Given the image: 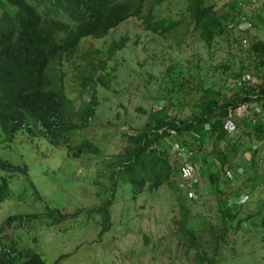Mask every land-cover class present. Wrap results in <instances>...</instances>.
<instances>
[{
    "label": "rangeland",
    "instance_id": "1",
    "mask_svg": "<svg viewBox=\"0 0 264 264\" xmlns=\"http://www.w3.org/2000/svg\"><path fill=\"white\" fill-rule=\"evenodd\" d=\"M232 1L206 0L221 9H227ZM234 1L240 3L239 13L245 18L241 27L247 28L246 31L230 29L225 35L216 37L209 48L191 33L176 46L170 39L163 40L149 33L136 17L119 23L100 39L82 40V49L97 48L103 52L110 41L127 38L125 46L115 52L108 63L114 65V70L109 72L108 87L96 86L98 107L89 125L70 136L71 143L86 139L97 144L102 152L98 155L83 153L73 158L66 155L64 146H53L39 135L17 133L8 147L0 137V157L13 164L25 165L29 180L42 198H35L26 180L12 178L9 183L11 193L0 204V220L15 212H44V204L61 213L78 211L53 224H48L49 219L45 217L33 220L25 228L3 234L4 240H14L18 248H31L46 264H191L193 255L184 260L173 243L174 228L172 233L168 228L171 219L178 218L177 205L181 198L189 206L192 222L196 219L198 223L202 219L205 239L214 236L207 230L208 226L215 229V233L224 231L226 234L218 247V251L222 248L220 260L214 259L211 264H264V226L261 223L264 218V137L256 140L253 135H246L241 124L235 132H226L221 141L207 135L201 140L198 136L187 137L185 142L186 136L182 134L173 137L187 146L192 144V153L197 158L202 150L210 159L216 156L212 150L226 149L228 160L223 168L218 167L216 188L198 169L194 186L188 190L185 178L173 174L172 180L180 191L168 186L155 191L144 189L134 199L130 196L129 185L119 182L112 189L108 229L101 231L100 214L87 212L111 192L108 166L120 152L118 132H129L130 127H137L145 120L147 112L138 109L156 110L160 103H165L164 99L160 100L164 91L160 88V77L169 63L182 69V73L196 72L198 76L194 74L193 79L186 76L192 83L201 79L202 85H209L231 80V75L238 71L240 59L242 64L247 62L249 57L243 46H247L248 38L264 37V22L254 19L255 14L264 18V5L262 0ZM183 6L181 0H168L155 5L153 13L156 18L168 14L176 17ZM250 16H253L252 20ZM61 69L65 91L72 97L76 92L75 82L70 77L72 70L65 62ZM244 72V77L249 75L251 81L256 79L250 75L252 65L244 67ZM246 105V116L251 117L260 109L256 104ZM188 113L189 110H185L182 116ZM263 114L264 111L260 112L261 117ZM252 117L255 120V116ZM226 127L231 129V124ZM167 141L174 142L171 138ZM189 154V151L185 152L186 156ZM183 158L176 159L173 154H168L169 161L177 168L182 166ZM195 166H199V161ZM232 171H235L234 176H231ZM194 190L197 192L195 199ZM223 204L236 212L230 221L231 227L226 230L220 218L223 211L218 210ZM199 213L201 219L197 216ZM248 214L250 216L246 217ZM237 220L239 226L234 230L232 226ZM212 255H208V259Z\"/></svg>",
    "mask_w": 264,
    "mask_h": 264
},
{
    "label": "trees",
    "instance_id": "2",
    "mask_svg": "<svg viewBox=\"0 0 264 264\" xmlns=\"http://www.w3.org/2000/svg\"><path fill=\"white\" fill-rule=\"evenodd\" d=\"M167 1L0 0V137L4 145L8 147L17 133L26 132L30 136H42L53 146H64L66 155L73 158L83 153L98 155L102 152L97 144L86 139L71 143L70 136L89 125L98 107L96 86L108 87L109 72L114 70V65L108 63L115 52L125 46L127 38L110 41L103 52L97 48L82 49L80 43L86 38L100 39L130 17L138 18L149 33L163 40L170 39L176 46L188 33L196 34L209 48L216 37L225 35L228 30L245 32L247 29L241 27L245 18L239 13L238 1L233 0L227 9H221L206 0H181L184 6L177 18L171 14L156 18L154 6ZM262 2L264 5V0ZM249 19L252 20L253 16ZM254 19L264 22L259 14H255ZM243 47L249 59L244 64L240 59L238 71L222 84L202 85L201 79L192 83L186 76L193 79L194 74L198 76L196 72L182 73L183 70L176 69L175 64L167 65L160 77V88L164 89L160 100L164 99L165 103H160L156 110L138 109L147 112L145 120L137 127H130L129 132H118L120 152L114 155L108 166L111 192L87 210L100 214L101 231L110 226L108 208L113 202L115 184H128L133 199L144 189L155 191L168 186L180 191L172 176L181 174L182 167L177 168L169 161L168 146L159 143L165 136L175 141L173 137L181 134L188 138L198 136L199 140L207 135L221 141L226 132H235L241 124L246 135H253L256 140L264 137V114L260 116L264 111V37L248 38L247 46ZM63 62L73 73L70 77L75 82L76 92L72 97H68L64 88ZM250 65V75L256 78L253 81L249 75L243 76L244 67ZM241 103L259 105L260 109L252 113L255 120L252 115H233V110ZM185 110L189 113L182 116ZM228 123L231 129L225 127ZM187 148L191 153L183 156L181 163L194 166L216 188L218 167L223 168L228 160L226 149L212 150L216 156L207 159L208 153L203 150L197 158L192 153L193 145ZM196 148L201 149L200 145ZM196 161H199L198 167ZM230 173L235 175V171ZM12 178L26 180L35 198L42 199L27 176V167L0 157V204L11 193L9 183ZM190 185L194 186L193 183ZM194 191L193 199L197 196ZM262 201L264 203V199ZM177 210L178 218H172L168 228L171 233L174 228L173 243L184 260L192 255L191 264H211L214 259H219L222 248L218 251V247L224 241L225 232L218 230L220 232L215 233L217 231L208 226L207 230L214 236L205 239L201 213L197 214L201 221L197 223L195 219L193 223L189 206L181 198ZM218 210L223 211L220 218L226 230L231 227L230 221L236 212L224 204L218 206ZM77 212L61 213L44 204L41 213L27 211L5 215L0 220V264H46L37 252L28 247L18 248L14 240H4L3 234L25 228L33 220L43 217L49 219L48 224H53ZM261 223L264 226V218ZM238 226L239 220L232 227L235 230ZM211 254L212 258L208 259Z\"/></svg>",
    "mask_w": 264,
    "mask_h": 264
},
{
    "label": "built area",
    "instance_id": "3",
    "mask_svg": "<svg viewBox=\"0 0 264 264\" xmlns=\"http://www.w3.org/2000/svg\"><path fill=\"white\" fill-rule=\"evenodd\" d=\"M245 113H247V105L243 103L239 104L233 110V114L236 116H242V114H245ZM170 151L171 153L176 154L177 156H184L185 152H187V148H185L184 146L178 145L176 143H172L170 145ZM181 176L189 180L188 186L190 187L191 183H195L196 181L195 176L197 175H196L195 169L192 166H190L189 164H184V166H182Z\"/></svg>",
    "mask_w": 264,
    "mask_h": 264
},
{
    "label": "clouds",
    "instance_id": "4",
    "mask_svg": "<svg viewBox=\"0 0 264 264\" xmlns=\"http://www.w3.org/2000/svg\"><path fill=\"white\" fill-rule=\"evenodd\" d=\"M233 115H234V114H233ZM244 115H245V114H244ZM225 127H226V126H225ZM226 128H227V127H226ZM228 129H229V128H228ZM171 134H172V132H171ZM187 137H188V136H186L185 140H187ZM167 139H168L167 136H165L164 138L161 139V141H162V140H166V141H167ZM185 140H184V141H185ZM161 141H160V144L162 143ZM163 143H164V142H163ZM173 143H176V144H178V145H181V146H184L185 148H187V145H186L185 143H181V142H177V141H174ZM164 144L168 146V154H173V153H171V151H170V145H171L172 143L169 142V141H167V142L164 143ZM187 151L190 152L189 148H187ZM190 153H191V152H190ZM173 155L176 156V157H180V158L183 157V156H177L176 154H173ZM184 156H186V155H184ZM184 164H188V163H187V162H186V163H183L182 166H183ZM182 166H181V167H182ZM193 168H194V166H193ZM194 169H195V172H196V168H194ZM196 175H197V173H196ZM240 198H241V197H240ZM241 200H242V199H239L240 202H241Z\"/></svg>",
    "mask_w": 264,
    "mask_h": 264
}]
</instances>
